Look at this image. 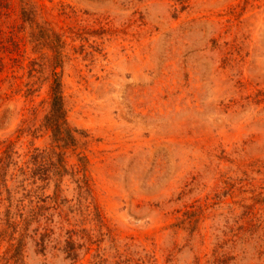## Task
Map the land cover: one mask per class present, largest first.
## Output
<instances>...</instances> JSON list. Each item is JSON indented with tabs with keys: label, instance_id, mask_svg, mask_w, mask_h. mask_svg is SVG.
Wrapping results in <instances>:
<instances>
[{
	"label": "rangeland",
	"instance_id": "1",
	"mask_svg": "<svg viewBox=\"0 0 264 264\" xmlns=\"http://www.w3.org/2000/svg\"><path fill=\"white\" fill-rule=\"evenodd\" d=\"M35 1L52 32H29L17 2L0 15L12 195L22 196L17 170L52 146L42 121L53 73L82 136L60 184L74 213L17 227L19 264H264V0ZM80 153L89 198L71 176ZM1 191L0 264H13Z\"/></svg>",
	"mask_w": 264,
	"mask_h": 264
},
{
	"label": "trees",
	"instance_id": "2",
	"mask_svg": "<svg viewBox=\"0 0 264 264\" xmlns=\"http://www.w3.org/2000/svg\"><path fill=\"white\" fill-rule=\"evenodd\" d=\"M17 2L21 20L28 26L29 32H52L46 29L45 22H39L38 13L35 0H0V15L2 10L12 3ZM45 34V33H44ZM33 37V36H32ZM57 36L49 33L47 40V47L55 54V62L53 70H56L58 61V43ZM46 40V34H45ZM44 46V45H43ZM49 95V109L42 121V127L49 133L51 148L48 152L34 150L29 158L30 168L18 169L19 176L23 179L19 181L18 189L22 192V196L16 199L13 192L8 188L6 181L7 169L16 167L17 163L14 161L16 153L12 145H7L0 155V193L5 192L6 208L3 213V225L12 231L7 233L3 238L9 239L10 243L8 250L14 248V253L10 257L13 264L20 263V241L13 238V233L17 227L27 230L31 224H39L43 215L48 213L55 214L59 220L67 221L68 216L72 215L74 211L68 208V202L62 197V189L60 184L69 172L65 162L67 151L77 153L79 151V137L82 133L78 130L72 129L67 122V112L65 109L62 85L56 73L52 75ZM77 161L80 166V171L71 174L77 177L81 173V177L76 180L77 190L79 193L85 194L88 198L91 194V186L88 177L86 176L87 160L82 153L78 154ZM12 180V178H11ZM27 182H31V188L26 189ZM52 186L53 191L49 196L45 195L46 190ZM78 193V197L79 196ZM27 201V205L26 202ZM93 216L99 219V214L96 210H92ZM73 218V217H72ZM70 218V219H72ZM46 224L50 221V217H44ZM52 233L50 229L46 228V234ZM84 232V231H83ZM66 235H70L66 243L65 254L71 260L76 258L77 248L72 241V236L76 235L75 231H67ZM48 236L46 235V238Z\"/></svg>",
	"mask_w": 264,
	"mask_h": 264
}]
</instances>
